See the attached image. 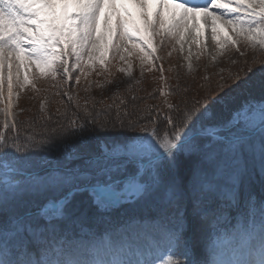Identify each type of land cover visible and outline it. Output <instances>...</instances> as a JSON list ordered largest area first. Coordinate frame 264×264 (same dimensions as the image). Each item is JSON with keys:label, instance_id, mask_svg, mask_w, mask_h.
Masks as SVG:
<instances>
[{"label": "snow or ice", "instance_id": "obj_1", "mask_svg": "<svg viewBox=\"0 0 264 264\" xmlns=\"http://www.w3.org/2000/svg\"><path fill=\"white\" fill-rule=\"evenodd\" d=\"M201 21L216 55L264 54V0H0V264H264V65L146 120L77 105L37 134L12 111L22 68L61 95L109 45L132 41L142 69L152 37L199 49Z\"/></svg>", "mask_w": 264, "mask_h": 264}, {"label": "rangeland", "instance_id": "obj_2", "mask_svg": "<svg viewBox=\"0 0 264 264\" xmlns=\"http://www.w3.org/2000/svg\"><path fill=\"white\" fill-rule=\"evenodd\" d=\"M201 29L199 49L195 43L189 42L185 44L183 52L174 41L161 43L158 38L152 37L154 55L158 57L154 61L155 67L145 62L142 69L141 57L145 53L140 48L134 47L132 41L125 42L128 51L121 49L115 55L112 46L109 45L105 54L107 71H103L97 61L96 70L86 77L81 76L79 84L75 82V77L79 73L73 72V78L69 83L61 84V95L55 94L54 82L44 79L35 82L38 92L32 90V76L36 69L22 68L20 79L23 80L27 74L30 83L22 91L15 88L13 90L14 118L17 122L26 125L24 132L35 130L39 134V124L44 122L41 117L56 116L58 112L65 110L72 111L79 105L81 115L85 107L95 114L112 106L109 118H114L116 108L123 109L126 104L128 113H134L139 109L131 119H136V116L140 115L146 120L147 109L154 108L160 113H166L170 105L182 106L185 100L194 101L206 96L216 98L235 83L231 76L239 75L243 78L249 68L255 71L264 65V54L258 55L257 52L243 45H240L239 52L235 49H227L222 55H216L217 45L210 38V29L202 21ZM205 46L207 52H204ZM189 47L192 51L190 59ZM197 51L201 53L199 58L196 56ZM121 56L124 57L123 60L120 59ZM253 58H256L255 64H252ZM129 68L130 75L127 74ZM121 69L124 71L122 72ZM220 84H225L223 90L218 89ZM117 85H119L118 90ZM41 105L44 106L43 109ZM3 106L4 104L0 103V108ZM2 119L3 117L0 116V120ZM32 121L36 123L27 127ZM156 259L159 264H165L168 257L162 252Z\"/></svg>", "mask_w": 264, "mask_h": 264}]
</instances>
